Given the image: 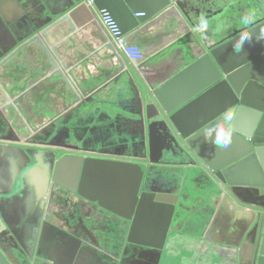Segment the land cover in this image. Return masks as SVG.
Here are the masks:
<instances>
[{
    "label": "crops",
    "instance_id": "obj_1",
    "mask_svg": "<svg viewBox=\"0 0 264 264\" xmlns=\"http://www.w3.org/2000/svg\"><path fill=\"white\" fill-rule=\"evenodd\" d=\"M87 4L0 0V214L8 224L4 242L10 258L17 264H251L261 232L245 237L238 233L235 219L240 211L229 205L235 211L226 214L212 193L211 180L199 168L191 169L185 179L163 254L124 244V236L99 225L103 218L78 196L71 194L68 203L51 198L56 190H50L43 172L57 152L86 143L90 152L97 150L109 159L127 157L125 140L141 129L132 115L145 105L129 73L140 83L139 77L153 76L154 69L178 68L191 52L184 42L153 65L136 64L116 45L97 9ZM194 8L198 19L204 15L212 25L239 6L237 0H195ZM176 29L177 18L169 13L142 32L139 45H125L138 48L143 56L142 51L167 45ZM97 83L105 89L95 95ZM193 84L188 79L182 86ZM91 95L101 101L92 113L86 108ZM116 137L122 146L113 145ZM216 137L213 132L207 137L210 142L205 138L201 152L220 164L233 150L231 145L227 150L215 147ZM133 154V162H140L142 147ZM43 175L45 186L40 187ZM47 209L57 228L43 222ZM63 227L70 238L60 230ZM66 243L77 249V257L74 250H64ZM21 246L28 263L15 259L19 255L15 257L13 249Z\"/></svg>",
    "mask_w": 264,
    "mask_h": 264
},
{
    "label": "water",
    "instance_id": "obj_2",
    "mask_svg": "<svg viewBox=\"0 0 264 264\" xmlns=\"http://www.w3.org/2000/svg\"><path fill=\"white\" fill-rule=\"evenodd\" d=\"M93 1L88 7L106 11L127 46L139 45L142 32L166 14L177 18L171 41L151 53L142 51L143 61L134 63L153 65L169 48L184 42L191 45V52L178 68L138 76L140 83L129 73L145 105L132 115L141 129L135 138L125 140L127 157L109 159L97 150L90 152L86 143L72 147L76 155L68 154L71 148L57 152L43 172L50 190L59 192L51 198L62 197L68 203L70 195H76L103 218L99 225L124 236V244L163 254L181 207L185 179L191 169L199 168L211 180L212 193L226 214L232 216L234 208L240 211L235 219L238 233L245 237L254 230L261 232L251 264H264V39L257 42L264 37V0H237V12L210 24L208 39L196 31L195 0ZM250 13L254 21L243 23ZM245 33L251 43L244 42L242 52L236 54L234 46ZM188 79L194 84L183 87ZM104 89L102 83L93 88L95 95ZM94 98L91 95L93 100L86 105L91 113L101 102ZM220 127L231 129L233 153L213 164L203 156L201 144ZM116 140L113 145L122 146ZM138 147L143 157L137 163L133 153ZM48 212L43 222L57 228ZM60 230L71 237L65 227ZM8 233L0 214V264H17L4 242ZM64 250L74 248L66 243ZM16 251L20 255L15 259L22 262L24 247ZM77 254L75 248L73 255Z\"/></svg>",
    "mask_w": 264,
    "mask_h": 264
},
{
    "label": "clouds",
    "instance_id": "obj_3",
    "mask_svg": "<svg viewBox=\"0 0 264 264\" xmlns=\"http://www.w3.org/2000/svg\"><path fill=\"white\" fill-rule=\"evenodd\" d=\"M254 19H255L254 15L250 13L244 17V20L242 22L248 24L254 21ZM209 29H210V24L208 19L206 18V16L201 15L198 20L196 31L201 33L205 39H208L207 33ZM218 31L219 29H217V32ZM262 39H264V37L258 38L257 42H261ZM244 42L251 43V36H249L247 33L243 35V39L241 43L236 44L234 46V51L236 52V54H240L242 52ZM206 142H210V141L207 140L206 138ZM231 143H232L231 129L229 128L226 130L224 127H220L217 133V137L214 141L215 147L223 150H227L230 147Z\"/></svg>",
    "mask_w": 264,
    "mask_h": 264
},
{
    "label": "built area",
    "instance_id": "obj_4",
    "mask_svg": "<svg viewBox=\"0 0 264 264\" xmlns=\"http://www.w3.org/2000/svg\"><path fill=\"white\" fill-rule=\"evenodd\" d=\"M94 1L90 0L88 2L89 6H93ZM99 15L101 18V21L106 28V30L111 34V36L114 38L116 45L119 47L123 48L127 56L132 60V61H143V56L141 52L139 51L138 48L136 47H127L125 45V37L121 36V31L119 30L118 25L114 21V19L106 13V11H99ZM138 16H143V14L138 15Z\"/></svg>",
    "mask_w": 264,
    "mask_h": 264
},
{
    "label": "flooded vegetation",
    "instance_id": "obj_5",
    "mask_svg": "<svg viewBox=\"0 0 264 264\" xmlns=\"http://www.w3.org/2000/svg\"><path fill=\"white\" fill-rule=\"evenodd\" d=\"M42 182V184H40V187H44L45 186V180H44V175H43V177H42V180H40V183ZM58 194V192L57 191H55V195H57ZM100 224H101V222H99ZM100 240H102V238H100ZM5 241L7 242V240L5 239ZM103 241V240H102ZM104 243V242H103ZM95 244L97 245L98 243L95 241ZM8 246H11V245H8ZM10 249V248H9ZM16 249L18 250L19 248H14L13 249V254L15 255V257H16V255H20L19 253H17V251H16ZM14 256H13V258H15ZM23 261H25L26 263H28V261L26 260V259H23Z\"/></svg>",
    "mask_w": 264,
    "mask_h": 264
}]
</instances>
